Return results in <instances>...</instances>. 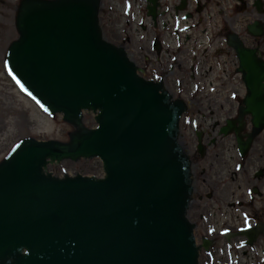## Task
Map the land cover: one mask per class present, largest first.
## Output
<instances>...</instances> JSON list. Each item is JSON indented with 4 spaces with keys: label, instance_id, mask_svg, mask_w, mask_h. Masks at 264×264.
Listing matches in <instances>:
<instances>
[{
    "label": "water",
    "instance_id": "1",
    "mask_svg": "<svg viewBox=\"0 0 264 264\" xmlns=\"http://www.w3.org/2000/svg\"><path fill=\"white\" fill-rule=\"evenodd\" d=\"M98 8L20 4L7 67L74 131L67 143L23 138L0 163V264H197L186 219L191 164L178 144L184 107L103 40ZM83 111L95 128L83 126ZM81 158H99L104 176L47 172Z\"/></svg>",
    "mask_w": 264,
    "mask_h": 264
},
{
    "label": "flooded vegetation",
    "instance_id": "2",
    "mask_svg": "<svg viewBox=\"0 0 264 264\" xmlns=\"http://www.w3.org/2000/svg\"><path fill=\"white\" fill-rule=\"evenodd\" d=\"M7 4L0 0V13ZM117 14L125 18L116 24ZM100 17L107 39L186 104L180 142L199 264H264V128L253 132L264 122V0H101ZM250 105L262 109L257 118L243 112Z\"/></svg>",
    "mask_w": 264,
    "mask_h": 264
},
{
    "label": "rangeland",
    "instance_id": "3",
    "mask_svg": "<svg viewBox=\"0 0 264 264\" xmlns=\"http://www.w3.org/2000/svg\"><path fill=\"white\" fill-rule=\"evenodd\" d=\"M6 2V0H2ZM8 4L3 5L5 9L0 13V24L2 27V49L3 52L12 41L17 38L14 27V6L16 0H7ZM122 15V14H121ZM124 31V30H123ZM125 37V33H121ZM144 42V40H143ZM142 42V44H143ZM164 62L163 64H167ZM182 63V62H181ZM138 64V63H137ZM181 77L180 73H174L170 83L174 86L173 79ZM184 84H188V77L182 78ZM215 80H219L218 77ZM0 160H2L10 149L21 139L32 137L38 140H62L67 141L68 134L72 128L65 124L60 116H47L38 105L31 99L22 95L15 87L9 75L3 73L0 75ZM231 81L227 85H230ZM175 97V94H172ZM185 99V97H183ZM84 124L87 127H93V115L84 114ZM48 171L54 176L62 177L64 172L73 176L79 174L82 176L101 177V162L98 159L80 160L76 163L64 161L58 165H50Z\"/></svg>",
    "mask_w": 264,
    "mask_h": 264
},
{
    "label": "bare ground",
    "instance_id": "4",
    "mask_svg": "<svg viewBox=\"0 0 264 264\" xmlns=\"http://www.w3.org/2000/svg\"><path fill=\"white\" fill-rule=\"evenodd\" d=\"M122 17V16H121ZM121 17L119 16V14H117L116 16H115V22H116V24L118 23V22H120L121 21ZM123 18V17H122ZM113 32H115V33H117L118 32V28H117V26L115 25L114 27H113Z\"/></svg>",
    "mask_w": 264,
    "mask_h": 264
},
{
    "label": "snow or ice",
    "instance_id": "5",
    "mask_svg": "<svg viewBox=\"0 0 264 264\" xmlns=\"http://www.w3.org/2000/svg\"><path fill=\"white\" fill-rule=\"evenodd\" d=\"M5 68H7V64H5ZM23 90V89H22Z\"/></svg>",
    "mask_w": 264,
    "mask_h": 264
}]
</instances>
